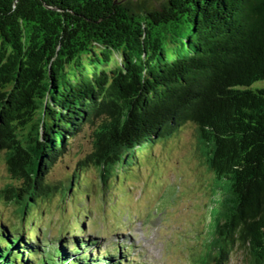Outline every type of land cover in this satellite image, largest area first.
<instances>
[{"label":"trees","instance_id":"16d2710c","mask_svg":"<svg viewBox=\"0 0 264 264\" xmlns=\"http://www.w3.org/2000/svg\"><path fill=\"white\" fill-rule=\"evenodd\" d=\"M263 80L264 0H164L149 9L0 0V152L19 183L0 198H52L58 187L46 176L86 125L98 122L84 166L107 182L140 149L193 124L219 195L206 259L230 264L240 249L247 264H264V89L252 88ZM34 235L2 224L0 264H144L121 248L95 255L97 241L77 232L53 246Z\"/></svg>","mask_w":264,"mask_h":264},{"label":"rangeland","instance_id":"374dc122","mask_svg":"<svg viewBox=\"0 0 264 264\" xmlns=\"http://www.w3.org/2000/svg\"><path fill=\"white\" fill-rule=\"evenodd\" d=\"M126 1L148 9L164 2ZM113 59L117 63L118 55ZM252 88L264 89V80ZM97 125H86L49 170L46 181L58 187L52 198L29 205L0 198V228L4 224L25 237L37 233L40 244L49 246L62 237L70 243L77 232L88 242L97 241L95 255L117 256L121 248L137 263L215 264L204 254L219 195L198 149L195 126L187 124L170 139L146 145L137 161L124 163L118 175L105 182L97 167L89 162L84 166L94 149ZM9 184L19 185L9 173L5 152H0V191ZM246 260V253L238 249L230 264H247Z\"/></svg>","mask_w":264,"mask_h":264}]
</instances>
